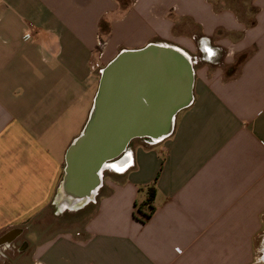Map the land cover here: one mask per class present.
I'll use <instances>...</instances> for the list:
<instances>
[{"label":"crops","instance_id":"crops-1","mask_svg":"<svg viewBox=\"0 0 264 264\" xmlns=\"http://www.w3.org/2000/svg\"><path fill=\"white\" fill-rule=\"evenodd\" d=\"M149 44L191 58V105L129 144L77 230L53 231L100 71ZM13 230L0 264H264V0H0V238Z\"/></svg>","mask_w":264,"mask_h":264},{"label":"water","instance_id":"water-1","mask_svg":"<svg viewBox=\"0 0 264 264\" xmlns=\"http://www.w3.org/2000/svg\"><path fill=\"white\" fill-rule=\"evenodd\" d=\"M191 58L170 46L123 50L101 71L87 121L65 153L57 203L81 206L93 199L109 163L135 139L170 136L176 115L193 100ZM21 232L0 238V246Z\"/></svg>","mask_w":264,"mask_h":264},{"label":"rangeland","instance_id":"rangeland-1","mask_svg":"<svg viewBox=\"0 0 264 264\" xmlns=\"http://www.w3.org/2000/svg\"><path fill=\"white\" fill-rule=\"evenodd\" d=\"M140 139H135L132 142H138ZM114 162L109 163L108 166L104 169L103 175L105 176L109 168L113 165ZM58 191V190H57ZM57 191L55 192L53 198H52V208L50 211V216L47 218L51 219V225L52 230H57L59 227L69 229V230H77L82 223L89 217L90 212L92 211V207H83V205L75 207L74 205H71L69 207L65 206L64 204L59 205L60 208L63 210H59V207H57ZM57 204V205H56ZM90 208V210H89ZM89 210V211H88ZM136 212V210H135ZM54 220V221H53ZM18 243L22 242V237L18 239ZM16 246V244L11 245ZM12 247V248H13ZM5 248V247H3ZM261 253H258L257 257L260 258Z\"/></svg>","mask_w":264,"mask_h":264},{"label":"trees","instance_id":"trees-1","mask_svg":"<svg viewBox=\"0 0 264 264\" xmlns=\"http://www.w3.org/2000/svg\"><path fill=\"white\" fill-rule=\"evenodd\" d=\"M122 4V7H125L127 4L126 3H121ZM100 30L104 33H107L108 31V26L105 24V23H101L100 24ZM246 56H242V57H239L237 60H236V63L235 65L231 68L232 71H235L237 68H238V65L244 60ZM153 189L152 188H149V194H148V202H146V204L144 205H147L148 206V210L149 212H144L142 210V205L138 206L136 205L135 206V209H136V212L134 213V217L138 220H140L141 222H145L148 218H150V216L152 215L153 211H154V208L153 206L150 204L151 200L153 199ZM150 201V202H149Z\"/></svg>","mask_w":264,"mask_h":264}]
</instances>
